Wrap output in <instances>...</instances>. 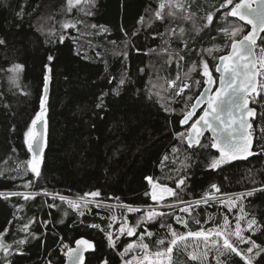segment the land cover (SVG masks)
<instances>
[{
    "label": "trees",
    "instance_id": "trees-1",
    "mask_svg": "<svg viewBox=\"0 0 264 264\" xmlns=\"http://www.w3.org/2000/svg\"><path fill=\"white\" fill-rule=\"evenodd\" d=\"M241 1L232 0L226 9L216 11L225 0H194L190 10L196 13L195 24L201 28L197 32L192 21L155 19L159 4L167 0H96L91 16H84L77 9L68 12L67 0H0V38L7 41L6 45H0V193H40L27 203L18 197L7 200L0 197V231L10 229L6 242L23 237L24 233H19L18 229L21 222L30 219L35 221L30 230L40 236L23 246L24 253L13 257L14 264H41L46 257L54 264H61L64 261L59 253L61 239L73 245L80 237L95 243V251L87 256L86 264H101L105 258L110 264H123L125 259L141 260L144 252L140 248L123 258L119 255L133 237L122 236L114 251L108 248L105 231H108L110 217L116 216L111 231L119 234L121 223L131 216L124 205L161 207L177 203V197L153 201L145 196L146 191L151 192L146 177H153L157 185L174 189L176 182L185 177V185L177 192L188 203L200 200L205 193L218 196L244 193L264 185V155L232 160L212 169L209 167L212 159L219 158L220 154L211 147L189 149L186 140L181 142L176 136L179 132L187 133L188 127L182 126L180 120L188 98L191 97L193 103L205 85L200 61L208 64L217 80L215 66L219 56L228 52L231 39H240L248 31L236 17L224 15ZM21 11L23 15L18 16ZM207 13L213 14V22L203 27L208 23ZM141 16L145 17L143 23ZM77 19L81 23L76 28H62L66 20ZM84 22L89 27H85ZM92 24L98 27L93 29ZM99 26L108 31L97 34ZM234 26L243 31L237 37H226L223 30ZM181 27L185 29L183 36L179 34ZM169 29H175L176 35H169ZM133 32H137L135 37ZM161 33L163 37L153 38L154 34ZM61 34L65 35L63 43L59 41ZM209 48L219 51L214 50L210 56L205 51ZM124 52L128 54L126 59ZM176 52L184 59L180 60ZM50 53L56 59L49 83L46 145L40 164L42 174L37 181L30 171L25 174L27 161L32 156L24 143V132L40 111L43 65ZM16 63L24 66L19 86L9 79L12 73L8 69ZM193 64L197 70L188 73ZM121 79L125 83L119 85L117 96L111 90L117 88ZM167 81H175V84L169 88ZM195 81L200 82L198 86ZM185 82L190 88L172 99L174 90ZM157 91L159 97L155 95ZM102 92L109 93L104 99L107 107L103 110L95 107ZM162 105L174 112H166ZM211 142L209 137L202 141L208 145ZM173 147L178 149L176 153L172 152ZM165 156L168 159L165 160ZM181 161L188 167L185 168ZM28 180L33 184L25 189L23 184ZM213 183L219 192L211 188ZM42 190L69 200L100 191L101 196L94 199L102 206L97 208L91 204L85 209V215L80 216L58 196L53 200L43 195ZM218 201L220 199L210 200L193 212L200 224L190 217L187 228L175 224L173 219L179 207L173 215H165L149 224L147 228L153 236L144 239L149 245L148 251L168 247L162 224H172L182 232L186 229L197 231L207 221L208 214L215 213ZM52 203L57 207L47 206ZM241 204L249 216L254 214L264 221V192L242 198ZM15 205L23 207L16 211ZM161 210L173 212L171 208ZM14 212L19 222L14 219ZM44 220L50 223L42 226L40 222ZM90 224H98L105 231L91 228ZM255 238L258 243H264V236ZM161 239L165 241L163 245L158 244ZM172 257L171 264H197L176 248ZM233 264H242V261L234 257Z\"/></svg>",
    "mask_w": 264,
    "mask_h": 264
},
{
    "label": "snow or ice",
    "instance_id": "snow-or-ice-1",
    "mask_svg": "<svg viewBox=\"0 0 264 264\" xmlns=\"http://www.w3.org/2000/svg\"><path fill=\"white\" fill-rule=\"evenodd\" d=\"M194 0H167L166 3H160L158 11L155 12V19L163 21L165 18H171L173 20L180 18L184 21H192L193 26L197 32L201 30L200 27L195 24L196 13L190 10V5ZM256 7H252L251 4H236L231 11L224 13L225 17H238L239 20H247L248 24L252 25V30L248 32L247 35H244L241 39H231V52L228 55L219 56V60L222 62V65H217V71H220L221 66L223 67V72L220 76V87L216 90V93H211L210 86L213 83V78L209 72V67L206 62L203 60L200 63L203 65L202 75L207 79L204 80V84L207 86L205 91L196 98V102L192 103V98L189 97L188 101L185 104V109L183 111V118L180 120L181 125L188 124L191 121L196 113L197 108L202 103H207V107L204 109L203 114L199 116L191 124V127L187 129V133L179 132L176 133L178 139L181 142L184 140L187 141L189 149H192L194 146L199 149H207L211 147L212 149H217L220 153L219 158H213L211 164L209 165L212 169H217L220 165L227 164L232 160L238 158L246 159L249 156L253 155H264V124L260 126V145L259 150L254 152V120L257 116V111L255 108L250 107V104H262L264 102V81H257V76L264 77V47L260 50L259 64L260 68H257V57L254 51L258 39L264 41V36H260L261 32H264V0H255ZM96 0H67L68 11L77 9L79 12L83 13L84 16H91L92 8L95 7ZM232 4V0H225L224 3L220 4V9H226L229 5ZM246 9V11H241V9ZM184 13L183 16L180 14ZM18 16L23 15V11L17 13ZM205 19L207 24L203 27H208L213 22V14L207 13ZM145 20L144 16L140 17V22L143 23ZM81 23L80 20L66 21L62 24L63 29L76 28L77 24ZM85 23V27L89 25ZM91 28L96 29L98 26L95 24L90 25ZM108 31L104 26H99L100 33H106ZM122 32L127 36V32L122 28ZM224 35L229 38L237 37L243 29L239 26H234L231 29H224ZM169 35L175 36V29L168 30ZM185 29L180 28L179 34L183 36ZM91 34V33H89ZM133 37L137 35V32H133ZM156 35L163 37L164 34H154L153 38H156ZM65 35L61 34L59 41L63 43ZM53 41H49L52 43ZM7 41L4 38H0V45H6ZM115 43V41H113ZM165 43H168L166 40ZM219 51L216 49H206L208 55H212L213 51ZM137 51H140L137 49ZM125 59L127 58V52L123 53ZM172 54L169 53V58L171 59ZM176 56L183 60L184 57L180 55L179 52H176ZM215 59V57H213ZM56 57L51 53L47 56V63L43 65V92L44 94L40 97V111L36 113L35 118L32 119L31 125L24 132V143L27 145L28 151L32 153V159L27 161V167L25 168V174L31 172L34 174V177L38 181L41 177V159L44 147V136L42 133L37 131V125L40 122L44 121L45 113L47 111L46 104L48 101V88L50 80L52 79L53 65ZM24 66L20 63L14 64L9 72L12 75L9 77L13 85L19 86L18 81L20 73L23 71ZM197 70L196 65L193 64L189 68L188 73L195 72ZM188 73L185 74L187 77ZM227 77V78H226ZM179 79V76L177 77ZM112 81L109 80V84ZM125 81L121 79L118 82L117 88L111 90L115 95H119V85H123ZM168 87L171 88L175 81H167ZM196 85H199V81H195ZM154 87H156L154 85ZM160 88H164V85H159ZM190 85L188 83H183L178 86V90L175 91V97L181 96L185 89H189ZM167 90V89H165ZM108 92H102L99 96V102L96 103L95 107L97 109L103 110L107 105L104 102ZM157 97L160 96V92L155 93ZM166 112H174V109H170L166 105H162ZM261 119L264 120V113H261ZM205 129L211 130L212 132V142L210 145L203 144L200 137L204 135ZM15 151V149H14ZM178 149L176 147L172 148V152L176 153ZM168 159L167 156L164 158ZM181 164H184V161H181ZM184 167L187 168L188 165L184 164ZM15 178V177H11ZM146 180L149 185L152 187V191H146L145 196H150L153 201H159L163 199V196L157 195L155 189L159 187L154 183L153 177H146ZM185 177H181L176 182V189H181L185 185ZM255 183V182H254ZM33 181L28 180L24 182L23 187L28 189L32 187ZM212 189H215L219 192V188L215 183L211 185ZM43 191V190H42ZM163 193H166L167 196L177 197L176 204L165 205L168 208L173 209V212L165 213L158 211L156 207L149 206L150 210H146L145 214L138 218L135 226H129L127 219L125 218L123 223H121L120 228L118 229V235H114L111 229L113 224L117 220L116 216L110 217V222L107 225L108 231L102 229L98 224L88 225L91 228L100 229L105 231L107 238L108 248L111 250L117 249V244L120 241L122 236L133 237L136 235V230L138 227H142L144 223L154 221L157 217H163L165 215H173L174 210L179 207L181 213H187L188 216L195 221L196 224H200V220L193 215L194 208L198 207L201 203L208 204L211 197L208 193H205V196L200 200H196L194 204L188 203L183 200V197L179 196L178 192L170 187H164L162 189ZM257 192H264V185L259 188H252L250 191H246L241 194H236L228 198L227 207L229 212L234 208L240 209V215L236 216L235 228L231 229L229 227V219L226 216L224 218L223 226H216L214 228L204 230L201 228L199 231H188L186 234H178L176 231L171 230L170 226H167L171 232L172 239L168 247L163 251H158L156 256H167L168 260L171 262L173 257L174 247L177 251H181V243H183V251L187 252L188 258L191 261H199V264H204L208 256L212 253L215 255L213 258L216 261V264H233V258L238 257L242 264H261V261L264 260V243H258L256 240L257 235L264 236V221L258 220V218L252 214L249 216V213L245 211L243 204H238L237 201L245 197H254ZM40 193L36 192H10L8 194L0 193V197H3L5 200L10 197L22 198L25 203L29 200H34L37 195ZM43 195L51 196L53 200L58 196L59 200L63 203H67L73 211L77 212L80 216L85 215V209L89 208V205L94 204L97 208L101 207V203L94 199L101 196L100 191H91L85 193L83 196L78 197L76 201L69 200L63 195L48 193L43 191ZM91 197L93 199H88ZM119 199V198H117ZM184 205V206H180ZM49 208H56L55 203L48 204ZM16 211L22 209V205H15ZM123 207L127 208L129 213L139 212V208L132 206L124 205ZM13 217L16 221H20L19 217H16L15 212ZM176 223L188 227L189 221L184 219L180 215H175ZM242 222L246 224V227H242ZM9 223H12L10 221ZM35 223L34 220H28L26 223L21 222V226L18 229L19 233H24V236L19 239H14L12 242L7 241V235L10 232V229L5 228L3 231H0V264H14L13 257L16 254L24 253V245L29 243L31 240L40 239L36 233L30 230V225ZM42 226H46L50 221L44 220L40 222ZM83 223V221H81ZM161 227H166V225H161ZM251 233V235H247ZM147 236L151 238L153 233L145 229V232L140 234L138 238V243H128L122 252H119V255L123 258L127 254L133 251L136 248H140L144 252L143 260L137 261V264H143L144 261L149 259V245L144 242V237ZM189 237L200 238L199 240H194L192 243H186ZM211 238V239H210ZM61 247L67 249L64 253L69 261H72V264H86L85 262V252L88 250H95L93 243L85 239H77L75 241L76 247H69L68 244L63 243V240L60 241ZM165 241L163 239L158 241L159 245H163ZM203 244V251H197L200 247V244ZM243 246V247H242ZM189 248H192V251H188ZM223 257V259H221ZM135 259V258H133ZM48 264H53L52 260L48 261ZM101 264H110V261L105 258ZM123 264H133V260L125 259Z\"/></svg>",
    "mask_w": 264,
    "mask_h": 264
},
{
    "label": "rangeland",
    "instance_id": "rangeland-1",
    "mask_svg": "<svg viewBox=\"0 0 264 264\" xmlns=\"http://www.w3.org/2000/svg\"><path fill=\"white\" fill-rule=\"evenodd\" d=\"M67 11H68V8H67ZM66 21H68V20H66ZM209 197H211L210 200H216L217 201L218 199H220V201L216 202L215 213L208 214L207 221L203 224L202 228L204 230H208V229L214 228V227H216L218 225L219 226H223L224 218L227 216L228 219H229V227L231 229H234L235 228V222H236V216L240 215V209L239 208H234L231 212H229L228 207H227L228 198H225L222 195L218 196L217 194L209 195ZM70 200L76 201L77 199L76 198H71ZM241 200H238L237 203L241 204ZM192 204H194V203H192ZM203 205H205V204L201 203L198 207H195L194 208V212L195 211H199V207H202ZM182 206H184V205H182ZM153 207H156L157 210L161 211V212H163L161 210L162 208H164V207L168 208L165 205H163L161 207L160 206H153ZM135 208H139L141 212H139V213H129L128 212L131 215L130 217L126 218L129 226H135L136 223H137L138 218L143 216L145 214L146 210H150L149 207H135ZM175 215H180V216L184 217V219H186V220H188V218H189L188 214L187 213H181L179 211V208L177 209V212H176ZM159 218L160 217H157L156 220L144 223V225L142 227H138L137 230H136V235L133 236L134 240L131 243L137 244L140 234L144 233L145 229L148 230L147 226L149 224H151V223H154ZM173 221L179 227H184L183 225L176 223L175 216H174ZM167 226H170L171 230L176 231L178 234H186L188 231H190V230L186 229L184 232H182L181 229L174 228L172 224H169ZM167 226L165 227V232H164V235H165L166 239L165 238L164 239L166 240V242L168 241L170 243V241L172 239V236H171V232H170V230H169V228ZM242 227H246V224H244L243 222H242ZM199 230H201V229H199ZM199 230H197V231H199ZM113 233H115L114 230H113ZM145 237H147V236H145ZM145 237H144V239H145ZM199 239L200 238L189 237L188 240L186 241V243H192L194 240H199ZM144 242H145V240H144ZM181 250L183 251V243H181ZM192 250H193L192 248L188 249V251H192ZM196 250L197 251H203L204 250L203 249V244L201 243L200 247L198 249H196ZM160 251H163V250H160ZM157 252L158 251H148L149 259L147 261H144L143 264H171V262L168 260L167 256H156L155 254ZM183 252L187 254V252H185V251H183ZM214 255H215L214 253L210 254L208 256L207 260L204 262V264H216V261L213 258ZM221 259H223V257H221ZM132 260H133V264H137V261H140L138 259H132ZM141 260H143V257L141 258ZM195 262L197 264H199V261H195ZM261 264H264V260L261 261Z\"/></svg>",
    "mask_w": 264,
    "mask_h": 264
},
{
    "label": "water",
    "instance_id": "water-1",
    "mask_svg": "<svg viewBox=\"0 0 264 264\" xmlns=\"http://www.w3.org/2000/svg\"><path fill=\"white\" fill-rule=\"evenodd\" d=\"M241 3L251 4L252 7H256V2H255V0H242V1H241L240 3H238V4H241ZM241 11H246V9H243V8H242ZM236 19H237L238 21H240L242 24H244L245 26L248 27V31H247V33L245 34V35H247L248 32H250V31L252 30V25H251V24H248V23H247V20L241 21V20H239L238 17H236ZM263 35H264V32H261V33H260V36H263ZM240 39H241V38H240ZM237 40H238V39H237ZM259 41H260V40L258 39L257 43H258ZM230 52H231V44H230V47H229L228 52L225 53V54H223V55H228ZM217 65H222V62H221L219 59H218L217 64H216V66H215V73H216V75H217V80H216L215 77L212 75V73L209 71V72L211 73V75H212V78H213V83H212V85L210 86V88H211V93H210V94H213V95L216 93V90L220 87V76H221V73L223 72V67H222V66H221V68H220V71H217ZM226 78H227V77H226ZM206 79H207V78H206ZM257 81H258V76H257ZM206 87H207V86L204 85V87H203V89L201 90L200 94H201L202 92L205 91V88H206ZM43 94H44V92H43ZM200 94H199L197 97H199ZM47 96H49V88H48ZM197 97H196V98H197ZM195 102H196V99L194 100L193 103H195ZM206 107H207V103H206V102L200 104L199 107H198L197 110H196V113H195L193 119H192L191 121H189L188 124H186V125H182V126H184V127H188V129H189V128L191 127V124H192L193 122H195V120L198 119L200 115L203 114V111H204V109H205ZM250 107H251V104H250ZM46 108H47V104H46ZM198 114H199V115H198ZM46 116H47V111H46V113H45L44 121H43V122H40V123L37 125V131H39L40 133L43 134V136H44V140H45L44 147H43V153H44V150H45V145H46V134H47ZM206 136H208V137L210 138V140L212 141V132H211V130L205 129V131H204V135H203L202 137H200L201 142L203 141L204 137H206ZM186 142H187V141H186ZM253 145H254V143H253ZM212 150H213L214 152H216L217 154H220L219 151H218L217 149H212ZM43 153H42V158H43ZM31 156H32V153H31ZM254 156H256V155L249 156V157H247L246 159H250V158H252V157H254ZM41 160H42V159H41ZM241 160H244V159H243V158H238V159H236V160H234V161H241ZM164 187H169V186H160V185H159V187H157V188L155 189V191L157 192L158 197H159V196H163V199H160V200H170V199H172V198H173L172 196H167L166 193H163V192H162V189H163ZM170 188H172V187H170ZM172 189H174V188H172ZM152 190H153V189H152V187H151V191H152ZM174 190L177 191V189H174ZM78 239H85V240L90 241L91 243H93L94 248H95V243H94L93 240H91V239H89V238H86V237H80V238H78ZM76 240H77V239H76ZM76 240H75V241H76ZM75 241H74L73 245L71 246V247H73V248L76 247ZM94 251H95V250H94ZM94 251H93V250H88V251L85 252V254H84V255H85V262H86V260H87V256H88L89 254L93 253ZM61 264H72V261H69L68 258L65 256L64 261H63Z\"/></svg>",
    "mask_w": 264,
    "mask_h": 264
},
{
    "label": "built area",
    "instance_id": "built-area-1",
    "mask_svg": "<svg viewBox=\"0 0 264 264\" xmlns=\"http://www.w3.org/2000/svg\"><path fill=\"white\" fill-rule=\"evenodd\" d=\"M264 47V42H262L261 40L257 43L254 51L256 53V57H257V68H260V64H259V56H260V50L261 48ZM261 71H264V69H260ZM260 81H264V77L258 76V82ZM262 104H264V102H262ZM251 107L255 108L257 111V116L254 120V139H253V143H254V152H257L259 150V145L261 143L260 141V126L262 124H264V120L261 119V113H264V106H262L261 104H251ZM236 194H241V193H235V194H228V195H222L223 197H230V196H234ZM63 243L68 244L69 247H71V244L67 241H63ZM67 251V249H63L61 247V243L59 245V253L60 255L65 258V252ZM48 259L45 258L41 264H48ZM54 264V263H53Z\"/></svg>",
    "mask_w": 264,
    "mask_h": 264
},
{
    "label": "bare ground",
    "instance_id": "bare-ground-1",
    "mask_svg": "<svg viewBox=\"0 0 264 264\" xmlns=\"http://www.w3.org/2000/svg\"><path fill=\"white\" fill-rule=\"evenodd\" d=\"M72 246V245H71ZM47 258V257H46ZM48 259V258H47ZM64 259V258H63ZM49 260V259H48Z\"/></svg>",
    "mask_w": 264,
    "mask_h": 264
},
{
    "label": "flooded vegetation",
    "instance_id": "flooded-vegetation-1",
    "mask_svg": "<svg viewBox=\"0 0 264 264\" xmlns=\"http://www.w3.org/2000/svg\"><path fill=\"white\" fill-rule=\"evenodd\" d=\"M199 115V114H198ZM206 137H208V136H206ZM210 139V138H209Z\"/></svg>",
    "mask_w": 264,
    "mask_h": 264
}]
</instances>
